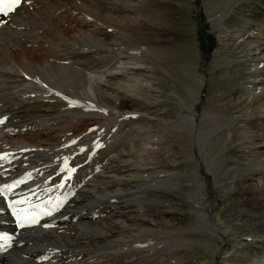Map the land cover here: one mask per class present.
<instances>
[{
  "label": "bare ground",
  "instance_id": "6f19581e",
  "mask_svg": "<svg viewBox=\"0 0 264 264\" xmlns=\"http://www.w3.org/2000/svg\"><path fill=\"white\" fill-rule=\"evenodd\" d=\"M69 1L23 0L0 19V128L44 126L52 141L43 148L23 138L20 146L0 147V155L13 159L14 172L34 174L30 189L38 193L58 188L53 182L71 170L67 162L61 168L64 160L75 168L62 186L75 196L58 214L61 224L16 234L0 264H183L204 237L209 258L201 264H264V21L242 20L241 6L251 0H201L211 29L220 33L235 22L234 37L243 43L223 50L211 68L215 91L208 100L202 96L208 79L196 65L167 69L175 90L172 120L122 109L139 99L130 93L159 96L153 78L159 75L143 65L158 71L180 58L160 31L178 19L177 4L95 0L69 24L60 10ZM28 2L34 7L26 8ZM126 56L134 64L114 68ZM92 74L104 83L92 85ZM70 113L93 118L52 126ZM172 142L185 147L190 173L166 167L161 155L170 154ZM181 175L194 184L184 201L195 219L190 227L181 225L170 197L185 193ZM0 226L8 227L1 206Z\"/></svg>",
  "mask_w": 264,
  "mask_h": 264
},
{
  "label": "rangeland",
  "instance_id": "374dc122",
  "mask_svg": "<svg viewBox=\"0 0 264 264\" xmlns=\"http://www.w3.org/2000/svg\"><path fill=\"white\" fill-rule=\"evenodd\" d=\"M75 1L76 2L78 1L79 3L78 2L75 3ZM91 1H90L91 2L90 3L89 0L88 1H86V0H70L69 3L66 4L69 7L67 8V6L64 5V6H62L63 10L61 8H60V10L62 11V14L65 15L64 18L67 19V21L70 20V21H68L69 24L76 23V22H78V20H80V16H81L80 11L83 10L82 7L84 8L86 6L85 9L87 7L89 8L88 4L94 3L95 0H91ZM169 1H171V0H169ZM173 1H174V3L177 4L176 7L179 9V11L177 12L178 15H176V19L177 18L178 19L174 20V22H173L174 24L172 23L171 25H169L168 27H166L165 29H162L160 31L165 32V34H164L165 38L172 40V42H170L168 47L170 48L171 51H172L173 47H176L177 48V54L179 55L180 58L177 59V62H174V61H173V63L167 62V64H165L161 70L158 69V71L154 70L152 66H149L147 64L143 65V68H145V71L147 68L148 73L155 71L154 73L157 74V76L159 75L158 77L160 79L153 77L155 79V83H157L154 86V90H155L154 92H155V94H158L159 96L156 97L154 94L150 95L145 91L142 93H139V95H138V92H136L137 94L134 92L130 93L129 95H136L135 97H137L139 99H133L132 98V101L130 103H127L123 107V109H122L123 111L148 112L150 114V118H153V119H158L157 117H160V116H163L167 120H172V119L176 118V114H175L176 112L173 111V109L171 108L174 106V103H175V101L173 100L174 99V93H175V90L173 87L174 81L168 75L167 69L174 71V70L184 68L185 66H189V65L190 66L192 65L191 67H194L196 65L195 69L199 71L200 76L202 78L205 76L208 79V84L205 83V85H207L208 88H207V90H204L205 92L202 94L203 98H206L208 100L209 97L212 96L211 94L215 91V87H212L210 84L209 73L211 71V68L213 69V68L218 67L217 66L218 62H219L218 58L220 56H222L221 54L223 53V50H225L226 48H229L230 46L237 47L243 43V40H241V38L238 39L237 36L234 37V34H235L234 30L236 28L235 22L226 23L225 26H223L221 28L220 33L214 32L211 29L209 19L206 16V11L202 6L201 0H173ZM251 1L246 3V4H243L241 6L245 12L242 20L243 21L250 20L253 23H260L261 21H264V0H258V1H262L261 4H259V2L257 0H251ZM70 4H71V7H70ZM74 4L76 6L79 4L80 7L79 6L76 7ZM170 5L173 7L172 4H170ZM33 7L34 6L32 4H30V2H28L26 5V8H29V9L33 8ZM241 7L239 6L238 8H241ZM78 10H80V11L78 12ZM66 12H69V13L66 14ZM235 13H237V11H235ZM233 15H235V14H233ZM7 21H9V20H7ZM61 21L63 22V20H61ZM67 21H65L63 23L65 24ZM63 26H66V24ZM44 30H46V29H44ZM43 33H44V31H43ZM40 35H41V30H40ZM250 38H251V36L246 35V37L242 38V39L245 40V39H250ZM35 45H34V47H35ZM17 48L18 47H13V48L11 47L12 51H14L13 49L18 50ZM123 56L124 55H122L121 57H123ZM128 58L129 57L126 56L125 59H123V58L117 59L118 61L117 60L115 61L114 68L122 69L125 67V65L127 63H130V66H132L134 64L133 63L134 61H132L131 59H128ZM187 59H188V61H187ZM119 60H122V61H119ZM136 63L138 64L139 62L136 61ZM242 64L244 65L243 62H242ZM114 71H116V70L114 69L113 72ZM170 74L172 76L173 72ZM145 75L148 76L150 79L149 74H145ZM91 76L95 77L96 74H92ZM99 78L100 77L97 78V76H96V80H92V85H95L97 83V81L100 85H102L104 83V80H103V78H100V79ZM171 82H172V84H171ZM181 86L183 89L182 91H184L183 83L181 84ZM19 89L21 90V92L23 91L25 93V91L22 87L18 88V90ZM28 94H29V92L27 91V93H25V95H28ZM183 94L184 93H182V95ZM149 102L150 103L155 102V103L150 104ZM156 103L158 105H156ZM138 104H143L144 107H142V109H140V107H138ZM154 107H155V109H158V108L159 109L154 110ZM78 113L75 114L78 116H73V114L71 115V113L70 114H61L59 116L64 115V116H62L63 119L62 118L59 119L57 121V123L52 124V126L58 127V128H61L63 126H67V125H69L68 124L69 121L72 120L73 118L79 119L80 117H82L86 121L92 120L91 118H93L91 116H85V115L79 116L80 113L79 114ZM86 127L90 128L91 123H89L87 126H85L84 129ZM44 129H45L44 126L37 127V129L35 128V129H31V130L24 128L22 130H27V131L18 132L17 133L18 136L17 135L11 136L12 132H9L10 136H8L7 132L9 130H4L3 134L2 135L0 134V137H3L5 139L4 141H7V142L9 141L8 145L10 144V142H12L10 144L11 147L20 146L24 139L25 140L26 139L27 140L28 139L33 140L36 138L43 148H47L48 145L52 144V141L48 137L49 130H47V132H43ZM21 135L22 136L25 135V136L22 137ZM9 137H10V139H8ZM12 138H13V140H12ZM69 145H71V143ZM4 146H6V145H4ZM184 149H185V147L183 145L175 144V142H172V149H171L170 154L161 155V158L167 163L166 167H168V169H180V168L183 169V168L187 167L189 170L188 173H190V171H191L190 166L192 164H190L186 160H184V156H183ZM50 158H51V160L54 159L55 161H57V160L59 161L62 159L60 157V155H46V159H50ZM185 180L187 183L186 191H184L185 193H181L180 196H175V195L172 196L171 195L170 197L174 200V202L172 203V207H176L177 209H180V214L182 217L179 220V222L184 227H190L194 224L195 219H192L191 216H188V213L190 212V208L185 207L186 203L184 201H188L187 195L189 194L191 189H193L194 184L193 183L191 184V180L189 178L182 177V175H181L180 181L185 182ZM184 188H185V186H184ZM215 192H217L216 189H215ZM219 194H221V193H219ZM181 200H183V201H181ZM227 204H230V203L228 202ZM166 210L172 211V210H168V209H166ZM151 218L153 220H156L155 215L153 217L151 216ZM60 224H61V222H58L56 225L59 226ZM192 232H194V231H192ZM206 239L207 238L204 237L203 240H201L200 242L197 243L195 248H193V249L191 248V250L188 254L189 258L186 261H184L183 264H201V263H204L205 258L206 259L209 258V256H205V258L203 257V255H205V253H206V247H205L206 244L203 241ZM193 240H195V239L193 238ZM194 244H195V242H194ZM201 244H202V247H201Z\"/></svg>",
  "mask_w": 264,
  "mask_h": 264
},
{
  "label": "snow or ice",
  "instance_id": "6c2138e0",
  "mask_svg": "<svg viewBox=\"0 0 264 264\" xmlns=\"http://www.w3.org/2000/svg\"><path fill=\"white\" fill-rule=\"evenodd\" d=\"M21 2L22 0H0V16H8Z\"/></svg>",
  "mask_w": 264,
  "mask_h": 264
}]
</instances>
